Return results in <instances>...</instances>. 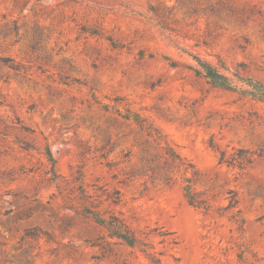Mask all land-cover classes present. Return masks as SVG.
<instances>
[{
	"label": "rangeland",
	"instance_id": "obj_1",
	"mask_svg": "<svg viewBox=\"0 0 264 264\" xmlns=\"http://www.w3.org/2000/svg\"><path fill=\"white\" fill-rule=\"evenodd\" d=\"M0 264H264V0H0Z\"/></svg>",
	"mask_w": 264,
	"mask_h": 264
}]
</instances>
